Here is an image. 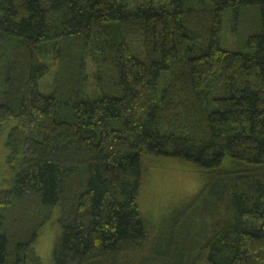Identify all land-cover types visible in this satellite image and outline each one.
I'll return each instance as SVG.
<instances>
[{
  "label": "trees",
  "instance_id": "obj_1",
  "mask_svg": "<svg viewBox=\"0 0 264 264\" xmlns=\"http://www.w3.org/2000/svg\"><path fill=\"white\" fill-rule=\"evenodd\" d=\"M2 137L0 264L53 217L52 264H264V0H0ZM160 158L202 186L154 223Z\"/></svg>",
  "mask_w": 264,
  "mask_h": 264
},
{
  "label": "rangeland",
  "instance_id": "obj_2",
  "mask_svg": "<svg viewBox=\"0 0 264 264\" xmlns=\"http://www.w3.org/2000/svg\"><path fill=\"white\" fill-rule=\"evenodd\" d=\"M226 37L230 50L240 49V37H233L231 34ZM51 83H53V76L44 78L43 85L49 86ZM92 84L95 87L96 84ZM3 143L2 137L0 138V189L8 186L6 181L12 173L7 163L8 154ZM148 165L149 173L141 194V209L146 217L156 223L158 220L161 221L176 213L185 204L188 205L192 197L200 190L202 177L192 165L176 159L160 158L148 162ZM30 208L34 209V206L28 205L30 213L26 215L28 219L25 218V222L36 226L37 221L44 219L45 215L41 211L32 212ZM22 225H24L23 222L19 223V229ZM58 227L57 219L53 217L40 229L36 253L44 264H52V253L58 235ZM12 229L14 228L12 227Z\"/></svg>",
  "mask_w": 264,
  "mask_h": 264
}]
</instances>
